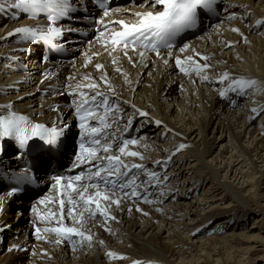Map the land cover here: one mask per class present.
Instances as JSON below:
<instances>
[{"label":"bare ground","instance_id":"6f19581e","mask_svg":"<svg viewBox=\"0 0 264 264\" xmlns=\"http://www.w3.org/2000/svg\"><path fill=\"white\" fill-rule=\"evenodd\" d=\"M74 1L83 5L74 3L77 6L93 11L98 27H110L96 32L68 67V63H57L56 60L38 63V50L34 46L20 47V42L8 35L9 29L26 22L35 26H45L48 22L43 19L26 21L22 15L19 21L10 22L4 15L12 9L14 0H0V24H4L0 27V127L8 121H19L21 116L25 118L19 121V126L28 130L27 135L31 137L26 143L29 152L42 151L41 155L36 153L35 158L32 157L33 170L39 177L44 172L49 173L46 171L52 161L48 157L49 147L54 145L42 149L44 141L32 137L30 127L42 124L51 129L63 128L65 142L60 151H76V169L73 173V168L69 171L71 180L81 171L86 173L89 167L80 163L78 158L82 149L76 150L73 142L75 137L76 140L82 138L81 121L77 117L84 112L78 115L77 107L95 91L103 92L108 96L111 108H119L115 111V119L109 114L111 127L108 133H115L119 138L122 130L137 123L141 129L136 143L126 146L128 151L139 152L141 156H121V159L129 165L146 166L139 172L132 170L138 176V191L144 190L143 196L140 199L125 198L119 207L112 205L108 214L115 219L106 220L99 214L95 217L86 215L81 225L71 219H62L57 181L30 200L31 194H35L31 190L13 196L2 193L0 243L5 228L9 232L20 230L22 234L9 241L6 251L0 244V264H63L66 253L72 264H200L201 257L206 264H212V260L229 264L240 262L247 250L263 252L260 235L249 234L245 239L246 247L232 250L227 246L235 242L236 237L241 240L240 235L232 232L223 236L204 234L206 226L213 220H218L215 232H222L227 225L230 228V220L225 222L221 218L233 204L242 210L249 209L246 196L264 200V191L258 194L264 184V113L256 120L264 112V56L261 55L264 51V0H224L221 17L214 20L217 23L208 19L207 25L204 21L198 34L159 55L141 46H136L137 50L133 51L131 44L124 55L123 45H113L108 34L123 30L113 21L137 23L136 13L163 11V6L153 8L148 0L126 3L110 0L111 8L105 15L89 6L88 0ZM249 13L252 20L244 25ZM259 26H262L261 31ZM248 32L257 35L251 36ZM177 58L181 65L176 64ZM21 61L30 64V72L20 67L18 62ZM98 64L103 67L97 69ZM205 64L209 67H204ZM181 67L185 70L181 71ZM41 70L48 73L40 75ZM105 76L107 82L102 79ZM92 83L99 85L98 89L87 87ZM14 86L18 87L17 92ZM48 86H62L63 89L50 98L40 97L38 91L47 93ZM192 101L199 108L198 115L201 114L199 118L194 115L195 120L187 115L190 111L186 104H193ZM63 102L70 104L65 107ZM98 112L104 115L103 108ZM129 120L131 126H128ZM92 123L101 126L95 121ZM214 131L215 136L212 135ZM217 133L219 137H216ZM9 141L10 138L0 136V145H3L0 164L13 169L11 160L5 158L8 157ZM115 143L120 144L119 141ZM85 144L88 146L87 140ZM181 144L185 147L177 151ZM59 153L52 157L58 158ZM111 154L118 155V149L114 147ZM163 155L167 160L157 164ZM60 157L65 158V155L62 153ZM150 172H156L157 179H150ZM72 195L75 194L67 189L63 199L67 201ZM120 195L117 191L114 198ZM145 198L149 202H145ZM13 200L18 201L15 215L11 210ZM226 200L228 202L223 204ZM104 203L101 202L102 207ZM9 205L11 209L7 208ZM92 210H96L94 205ZM80 211H83L82 207L75 210L77 220ZM223 222L227 224L223 225ZM61 224L77 227L92 238L90 241L80 236L69 239L45 231ZM33 227L40 229L39 246L57 244L59 259L55 256L56 261L48 262V255L41 254L24 259L20 249L28 238L32 239ZM190 235L194 238H189ZM58 240L61 242L57 243ZM15 249L16 253H13ZM235 252L239 253L235 255ZM212 255H216V259H211ZM263 262L264 259L256 264Z\"/></svg>","mask_w":264,"mask_h":264},{"label":"snow or ice","instance_id":"6c2138e0","mask_svg":"<svg viewBox=\"0 0 264 264\" xmlns=\"http://www.w3.org/2000/svg\"><path fill=\"white\" fill-rule=\"evenodd\" d=\"M54 0H16L13 7H19L20 5H40L51 6ZM153 6H163V11H149L146 13H136L139 18L137 23L129 24L125 21H113V24H120L123 28L122 31L112 32L108 35L111 37V43L113 45H123L125 49L124 55H127V49L129 44L132 45V50L136 51V46L142 44L144 48L156 51L159 55V49L161 47L171 49L172 44L169 43L170 39L174 37L185 27H193L196 22V10L197 7L210 8L215 0H148ZM70 5H64L59 9V15H66L64 8H69ZM107 15V11H105ZM54 18V17H53ZM261 23L258 21V24ZM108 25H105L107 28ZM238 31L237 29H233ZM71 31V29H69ZM15 33H25L30 37L37 36V32L34 29L21 27L14 30ZM13 33H9L12 35ZM62 34V30L50 26L46 32H40L39 35L47 39L51 36H59ZM184 51V49H181ZM144 55L143 52L140 53ZM169 55H172L169 52ZM189 60L192 57H188ZM206 59V58H205ZM115 63V61H113ZM167 63V61H166ZM176 64L181 65L180 58L176 59ZM97 69L102 68V65H96ZM204 67H209L207 64ZM181 71L185 69L180 68ZM120 72V69L116 70ZM106 81V76L102 77ZM79 87V86H77ZM89 89H98L99 85L92 83L87 85ZM221 95H224L222 92ZM104 109V115H100L98 110ZM115 111H119L117 107L113 110L109 103L108 96L100 91H95L90 94L83 103L77 107V114L84 112V115H79L81 121L79 127L82 130V139L87 140L88 146L85 143L80 144L82 154L78 158L82 165H88L87 172L81 171L80 174L73 177L68 181L66 188L70 189L72 195L66 201L63 199L64 192L60 193V212L62 219H71L75 223L81 224L84 221L85 216L95 217L97 214L104 216L105 219H115L114 216H109L108 209L112 205H119L123 199H140L143 196V191L139 189L138 176L133 175L132 170L137 172L145 170L144 164H127L121 159V156L138 157L141 156L139 152L128 151L126 146L129 144H135V139H124L120 144L115 143L119 140L115 133H108V129L111 127V123L108 121L109 114L115 119ZM141 115L146 113L141 112ZM25 120L24 117H19V121ZM19 121H8L0 127V136L9 137L16 136L19 139V143L24 145L31 138L27 135L26 129H21ZM93 121L101 126H93ZM131 120L128 121V126H131ZM160 124V121H156ZM126 130V129H125ZM31 136L39 137L49 145H55L58 143L60 137L63 136L64 129H49L42 124H32L30 127ZM123 146H120V145ZM118 149V155L111 154L113 148ZM185 145H179L177 151L184 148ZM143 159V157H141ZM161 162L157 161V164ZM150 179H157L156 172L148 173ZM57 184L61 183V178L57 177ZM164 179H168L164 177ZM120 192L119 197H115L116 192ZM105 202L103 207L101 202ZM145 202H149L145 198ZM95 206V211L92 210V206ZM78 207H82L83 211L79 212L80 219H76L75 210ZM139 210V209H137ZM55 215V213H53ZM40 229L37 228V232ZM57 234H62L71 239L74 236L83 237L86 240H91V235H85L84 231L77 227H65L61 224L60 227H54L51 229H45ZM61 241L58 240L57 243Z\"/></svg>","mask_w":264,"mask_h":264},{"label":"rangeland","instance_id":"374dc122","mask_svg":"<svg viewBox=\"0 0 264 264\" xmlns=\"http://www.w3.org/2000/svg\"><path fill=\"white\" fill-rule=\"evenodd\" d=\"M128 1L129 0H124L125 3L128 2ZM140 1L141 0H137L136 2H140ZM257 6L260 7V5H257ZM251 17H252V14L249 13V15L247 17V20L244 21L243 24L244 25H247L248 22H251V20H252ZM3 25H1L0 27H2ZM109 27L110 26H108L107 28H109ZM213 27H215V26H213ZM259 27H260L259 28V30H260L262 28V26H259ZM259 30H258V32H259ZM227 31L231 33L230 30H227ZM248 34H250L251 36L257 35V33L255 34L254 32H248ZM81 49L79 51H76V52L74 51L75 53H74L73 57L76 56L75 58H77V56H79L80 53H81ZM37 54L39 56V55H41V52L38 51ZM261 55L264 56V51H263V53ZM91 59H94V58L92 57ZM71 64H72V62H69L68 63V67ZM135 69H136V67L133 70L135 71ZM11 71H13V70H11ZM44 74H47V72L42 73V75H44ZM248 93L246 95H248ZM249 100H250V98H249ZM192 102H193V104H191V103H188V105L186 104V107L190 111V113H188L187 115L189 117L191 116L192 119L195 120L194 115L197 118H199V116L201 114L198 115L199 108H197V105H195L194 101H192ZM36 110H37V108H36ZM263 113L264 112H262L261 114H259L256 117V120L259 119V118H261L262 115H263ZM194 120H192V121H194ZM137 124H135V125H137ZM211 132H212V130H210V133ZM73 135H74V132H73ZM73 135H72V137H73ZM212 135L215 136V131H214V134H212ZM219 136H220V134L217 133L216 134V137H219ZM216 150H217V148H216ZM6 156H9L8 155V151L6 152ZM49 165H50V163H49ZM46 167H48V165ZM46 171H48V169ZM249 171H250V169H248V172ZM261 187L263 188V190H262V192L261 191H258V194H262L263 191H264V184ZM34 196H35V194H31V196L28 199L30 200ZM245 199H246V201H248V203H250V208L249 209L242 210V209L238 208L235 204L232 203L233 206L231 207V209L227 212V214H225V216H223L225 218H223V217L221 218V220L222 221H225V222H226V220L229 219L230 220L229 224H231V227L232 228L231 227L229 228V225H227V227L224 228L222 230V232H221V230H219L220 232H215L214 229L216 228L215 226L217 225L216 223L218 222V220L217 221L216 220H213L209 225L206 226L207 227L206 228L207 230H206L204 236H209V235H212V234H214L215 236H217V235L218 236H223L224 234H227V233H230V232H232V233H234L236 235H240L238 237L239 238L241 237V240L236 237V239L234 240L235 242H233L229 246H227L228 248H232V250H235L237 247H240L242 249L244 247H246L247 243H245V239H246L247 236H249V234L258 235V236L260 235L259 239H260V241L263 244L262 248H264V215L261 213V212H264V200H262L260 198H256L254 196L253 197L252 196L251 197L250 196H246ZM227 202H228V200H226L223 204H226ZM12 204H13L12 209L10 208L11 207L10 206L11 204L7 208L8 209H11L12 210V214L15 215L16 214V208L18 207V205H17V203H16L15 200H13ZM23 206H24V208H26V205L25 204H23ZM225 222H223V225L224 224H227ZM23 223H24V218L21 221V224H23ZM7 229L8 228H5V236L3 237V240L0 243L1 246H2V248L4 249V251H6V249L8 247V243H9L10 240H16L19 237V235L21 236V234H22V232L20 230H18L17 232H12L11 233ZM213 232H215V233H213ZM241 233H245V234L243 236H241ZM39 235L40 234H39V232H37L36 227L35 228L33 227L30 236L31 237L33 236L35 239L32 240L33 237H32V239L31 238H28L25 241V243L23 244V248L20 249L21 251H23V254L25 255L24 259H28L29 260V259H32V258L38 256V255L40 256V254H41V256L48 255V259H49L48 262L56 261V260H54L55 259V256H56V259L59 257V254L57 252L58 251L57 244L51 245V244H48V243L47 244H44L43 243L44 245L42 244L41 246H39V244H38L39 243V241H38L39 240ZM214 235H212V236H214ZM189 238H194V237H192L190 235ZM192 240H194V239H192ZM16 250L17 249L13 250V253H16ZM237 251H241V250H237ZM260 251H262V250H256V251H248L247 250L246 254H244V256L242 257V259H241L240 262H238V261H231V262H229V264H256L257 261H262L264 259V251L263 252H260ZM238 253L239 252H235V255H237ZM259 257H261V258H259ZM69 259H70V256H67V253H66L65 254V262H63V264H72L73 262H68ZM211 259H216V255H212L211 256ZM200 260L202 261L200 264H206V262H204V258L203 257H201ZM212 261H213L212 264H222V262H220V261H218V262H215L214 260H212ZM263 264H264V262H263Z\"/></svg>","mask_w":264,"mask_h":264},{"label":"trees","instance_id":"16d2710c","mask_svg":"<svg viewBox=\"0 0 264 264\" xmlns=\"http://www.w3.org/2000/svg\"><path fill=\"white\" fill-rule=\"evenodd\" d=\"M12 152V149H9L8 153Z\"/></svg>","mask_w":264,"mask_h":264}]
</instances>
